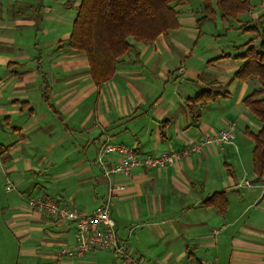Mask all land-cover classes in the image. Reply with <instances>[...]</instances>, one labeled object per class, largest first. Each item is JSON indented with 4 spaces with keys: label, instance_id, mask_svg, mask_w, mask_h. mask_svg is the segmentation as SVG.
Masks as SVG:
<instances>
[{
    "label": "crops",
    "instance_id": "crops-1",
    "mask_svg": "<svg viewBox=\"0 0 264 264\" xmlns=\"http://www.w3.org/2000/svg\"><path fill=\"white\" fill-rule=\"evenodd\" d=\"M81 1L0 0V263L12 250L3 233L18 246L17 264H128L113 251L62 254L76 246V224L27 206L30 196L48 197L91 211L106 202L111 188L124 187L113 197L112 216L120 243L134 258L147 264H264V175L255 173L248 135L262 125L244 104L259 85L236 80L240 62L232 58L251 39L224 50L197 27L202 7L191 10L189 4L181 8L179 29L136 44L138 55L127 56L98 86L87 56L66 45ZM263 13L239 17L237 30L251 34L240 28ZM211 89L229 97L196 103L195 121L188 102ZM230 123L241 137L229 152L210 145L167 169H136L129 177L104 176L98 164L107 144L159 156ZM118 160L108 159L112 165ZM222 191L225 215L204 205Z\"/></svg>",
    "mask_w": 264,
    "mask_h": 264
},
{
    "label": "trees",
    "instance_id": "trees-1",
    "mask_svg": "<svg viewBox=\"0 0 264 264\" xmlns=\"http://www.w3.org/2000/svg\"><path fill=\"white\" fill-rule=\"evenodd\" d=\"M199 1L202 4V15L197 21L199 29L213 22L219 12L223 20H238L240 15L250 13L252 9L250 0ZM191 2L192 0H82L72 35L66 41V45L71 50L87 56L91 77L96 85L101 86L115 76L126 55L131 52L138 55L136 44H152L161 35L179 29L181 8ZM240 29L255 36L238 47L237 50L240 52L232 58L240 62L234 78L239 82L255 81L259 85L244 99V104L262 125L258 133L248 132L254 142V170L256 175L262 178L264 175V13L256 21L243 25ZM228 57L229 54L220 58ZM227 97L229 93L222 89L203 91L197 99L188 102L193 119L198 121L200 117L201 108L196 103H201L203 106L210 101ZM204 205L216 207L225 215L228 210L226 192L214 194Z\"/></svg>",
    "mask_w": 264,
    "mask_h": 264
},
{
    "label": "built area",
    "instance_id": "built-area-1",
    "mask_svg": "<svg viewBox=\"0 0 264 264\" xmlns=\"http://www.w3.org/2000/svg\"><path fill=\"white\" fill-rule=\"evenodd\" d=\"M237 125L230 123L212 137L202 141H195L180 152H165L159 156H140L136 148L126 145H104L100 149L98 164L102 167L104 176L123 175L129 177L136 169H167L193 155L201 154L203 149L210 145L222 143L232 144L236 138ZM118 156L119 160L111 164L108 159ZM7 189L12 190L14 185L7 183ZM124 187L111 188L104 204L91 211H83L74 203H60L57 199L48 197H33L27 199L30 210L60 222H71L77 226V243L72 249H65L62 254L84 257L94 250L113 251L128 264H147L141 259L134 258L131 253L120 243L117 236L116 223L112 216L114 205L113 197L116 191Z\"/></svg>",
    "mask_w": 264,
    "mask_h": 264
},
{
    "label": "rangeland",
    "instance_id": "rangeland-1",
    "mask_svg": "<svg viewBox=\"0 0 264 264\" xmlns=\"http://www.w3.org/2000/svg\"><path fill=\"white\" fill-rule=\"evenodd\" d=\"M252 9H251V13L253 14H260L262 12H264V0H250ZM191 6L187 7L190 8L191 10H196V8H199L202 4L199 0H192V2L190 3ZM201 9V8H199ZM251 13H247V14H243L240 15V19L241 20H246L249 19L251 20ZM202 15V14H201ZM230 26H233L235 29H231ZM241 27L240 22L238 21H230V22H225L222 20L221 14L220 12L217 14L216 19L213 22L207 23L205 24L201 29H203L204 33L207 35V37H209L210 39H212L214 42H216V45H219L221 48L227 49L229 45H233V44H240V43H244L247 40L253 39L255 38L254 34H249L247 36H245L246 34H244L243 32H239L237 30V28ZM216 35V36H214ZM211 42V43H214ZM206 45H208L207 42H205ZM134 53V52H131ZM131 53H129L128 55H126L123 59V61L126 59L127 56H129ZM217 134V133H216ZM215 134V135H216ZM241 134L238 132L237 133V138L234 141V143L232 144H228V145H220L219 147H223L225 149L226 152H229L231 150H233L235 148V145H237L239 143ZM234 144V145H233ZM223 154V152H221ZM3 190V188H2ZM0 204H3V201L0 200ZM2 236H5L7 238V243L6 245L10 244V248H12L11 251H9V254L2 259L0 264H17L18 262V251H17V244L15 243V241L13 240V238L11 239V237H8V235L3 234ZM5 241V239L2 237L1 242ZM14 246H16V249L13 248Z\"/></svg>",
    "mask_w": 264,
    "mask_h": 264
}]
</instances>
